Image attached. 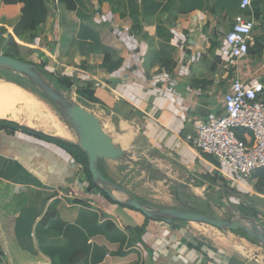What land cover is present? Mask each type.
<instances>
[{
    "label": "crops",
    "instance_id": "0c3cea01",
    "mask_svg": "<svg viewBox=\"0 0 264 264\" xmlns=\"http://www.w3.org/2000/svg\"><path fill=\"white\" fill-rule=\"evenodd\" d=\"M240 2L73 0V10L56 2L33 39L25 33L15 42L31 52L21 60L71 81L65 91L84 103L114 145L127 152L144 145L147 162L165 178L157 181L172 186L177 204L190 205L183 190L208 202L245 198L264 217V178H257L263 172L239 179L185 141L193 122L221 117L223 95L235 78L264 84V0L252 5L249 54L228 64L224 36ZM21 9L0 0L2 47ZM0 120L47 137L0 129V264H103L106 255L110 264H264L259 243L241 236L209 243L182 221L150 219L110 201L89 186L84 163L61 146L77 145L73 137ZM122 162L99 160L97 166L119 185L128 171Z\"/></svg>",
    "mask_w": 264,
    "mask_h": 264
},
{
    "label": "built area",
    "instance_id": "2783aa9c",
    "mask_svg": "<svg viewBox=\"0 0 264 264\" xmlns=\"http://www.w3.org/2000/svg\"><path fill=\"white\" fill-rule=\"evenodd\" d=\"M255 1L241 0L240 13L224 36L231 66H236L249 54ZM222 104L226 116L193 122V135L187 136L185 141L200 155L215 159L235 177L247 179L257 171L264 172V84L235 78L223 95ZM78 167L83 169L81 164ZM108 258L106 255L103 264H110Z\"/></svg>",
    "mask_w": 264,
    "mask_h": 264
},
{
    "label": "water",
    "instance_id": "95a60500",
    "mask_svg": "<svg viewBox=\"0 0 264 264\" xmlns=\"http://www.w3.org/2000/svg\"><path fill=\"white\" fill-rule=\"evenodd\" d=\"M0 70L11 71L26 78L49 103L58 108L63 120L75 134L78 147L87 158L88 171L93 185L105 193L113 202L139 211L147 218L159 219L167 223L182 221L204 224L216 229H226L233 233L242 231L264 246V227L254 218L241 217L222 220L179 209L157 208L151 210L146 208L128 191L111 182L99 172L97 166L99 160L122 161L131 155L126 150L114 145L112 139L105 133L101 123L93 114L73 102L53 83L48 82L31 62L0 53ZM225 116L226 113L224 112L221 117ZM153 176L157 180L165 179L157 171L153 172ZM113 191L121 194L123 200L115 197Z\"/></svg>",
    "mask_w": 264,
    "mask_h": 264
},
{
    "label": "rangeland",
    "instance_id": "374dc122",
    "mask_svg": "<svg viewBox=\"0 0 264 264\" xmlns=\"http://www.w3.org/2000/svg\"><path fill=\"white\" fill-rule=\"evenodd\" d=\"M17 46L11 48V46L5 45L2 47V45L0 44L1 54L3 53L4 55L13 56L17 59L21 58L24 60H28L31 57V52L26 50L25 48H17ZM6 73L7 74L4 75L3 72H0V81L5 83H11L6 81V77L8 76L10 79H14L19 82L21 84V86L19 87L29 92L39 101L43 102L47 106V108L52 112L53 116H57L59 118L61 123H63V125L68 128L69 132L73 137V141L77 144L75 134L67 125V123H65V121L63 120L61 113H59L58 111V108L55 105L49 103L48 100L45 99L26 78L11 71H6ZM43 76L48 82L52 83L50 77H48L47 75ZM60 90L65 93L73 102L77 104H82L83 106L84 103L78 97L73 95V92H71L70 90L68 92L63 89ZM219 111L223 112V108L219 107ZM204 121L206 122V120ZM72 152L75 154V151ZM128 152H130V154H133H131L130 158H126L122 162L123 168L127 169L128 171L126 173L125 178H119L118 184L126 191L131 192L133 195L137 196L139 199L147 203V206H149L151 210H156L157 208L179 209L194 212L197 214L208 215L212 218H219L222 220H231L234 218L248 217L254 218L257 221L259 220L258 222L264 227V217H259V215L254 210H252V207L249 205L247 199L245 198L239 201L234 200V202L227 203L224 200L219 201V199H217L218 201L216 200L208 202L210 198H206V200L204 198H196L200 202L206 201V205L195 204L192 202V199L194 197H192V195L188 196L189 193L183 190L182 194L188 198L190 205H186L185 203H183L182 205L177 204L176 198H174L175 195H173L174 193L172 192V186L170 184L165 186L163 182L157 181V179H155V177L153 176V172H158V170L156 169L154 164H149L147 162V159L145 158V153H147L146 147L141 143H137L135 144V149L128 150ZM148 156H150V153ZM149 158L151 159V157ZM111 177L115 180H118L115 176L111 175ZM237 178L244 180L242 177L239 176H237ZM257 178H260L262 180L264 178V175H260ZM113 192L115 193L114 195L116 197L123 198L121 194L115 191ZM182 223L183 225H190V227H192L190 228L192 230V233H194L198 238H201L202 240H206L209 243H214L217 245L218 242L222 244L228 242L230 244V242L238 240L240 237L238 234H235L226 229H216L211 226L197 223ZM261 247L264 246L261 245Z\"/></svg>",
    "mask_w": 264,
    "mask_h": 264
},
{
    "label": "trees",
    "instance_id": "16d2710c",
    "mask_svg": "<svg viewBox=\"0 0 264 264\" xmlns=\"http://www.w3.org/2000/svg\"><path fill=\"white\" fill-rule=\"evenodd\" d=\"M56 2L63 3L69 10H73L75 8V5L73 3V0H5V3L7 4H20L22 6V9L20 11V19L17 24V26L13 29L11 35L7 38L8 45L11 46V48L16 47L15 40L21 35V34H31V38H34V32L36 31V28L43 24L45 21H47L53 14H55L56 10ZM4 40V39H2ZM13 57V56H10ZM15 58V57H13ZM21 60V59H20ZM38 71H40L43 75H47L50 77L51 81L55 85V87L63 90H68L71 88L72 83L70 80L65 78H58L53 77L42 71L41 67L35 66ZM3 72L4 75H6V71H0ZM6 81L14 83L15 85L21 86L19 82H17L14 79H10L8 76L6 77ZM11 128L13 130H19L22 132H26L28 134L34 135L36 137L40 138H47L45 135L41 133H37L35 131H32L30 129H26L24 127H19L18 125L5 121L0 120V129L6 130V128ZM242 132H239V136H241ZM62 147L67 148L71 151H75V159L82 161L84 163L85 168V174L87 175V180L89 181V186L94 187L91 176L88 171L87 166V158L85 154L80 150L78 145H72L69 143H60ZM73 153V152H72ZM74 154V153H73ZM260 172V171H259ZM263 172V171H261ZM264 175V172H263ZM107 199L112 201L106 194H104ZM192 202L195 204H204L203 202H200L196 198L192 199ZM142 203V202H141ZM143 204V203H142ZM145 205V204H143ZM235 234H238L242 238L252 242V243H259L256 239L253 237L248 236L242 231L234 232Z\"/></svg>",
    "mask_w": 264,
    "mask_h": 264
},
{
    "label": "bare ground",
    "instance_id": "6f19581e",
    "mask_svg": "<svg viewBox=\"0 0 264 264\" xmlns=\"http://www.w3.org/2000/svg\"><path fill=\"white\" fill-rule=\"evenodd\" d=\"M0 119L39 127L48 133L71 140L72 135L53 116L47 106L21 87L0 81ZM125 128H128L124 125ZM130 138V137H129Z\"/></svg>",
    "mask_w": 264,
    "mask_h": 264
}]
</instances>
